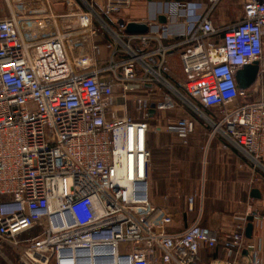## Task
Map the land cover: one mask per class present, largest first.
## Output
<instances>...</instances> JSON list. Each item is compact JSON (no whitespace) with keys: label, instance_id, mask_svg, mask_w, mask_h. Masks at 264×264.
Wrapping results in <instances>:
<instances>
[{"label":"built area","instance_id":"1","mask_svg":"<svg viewBox=\"0 0 264 264\" xmlns=\"http://www.w3.org/2000/svg\"><path fill=\"white\" fill-rule=\"evenodd\" d=\"M218 1L149 0L147 31L127 33L118 14L131 0L100 10L87 0H6L0 241L19 264H204L199 249L214 247L216 233L198 220L171 231L172 212L150 200L148 134L150 118L186 105L191 116L166 130L186 143L200 117L264 169V0H242L240 17L222 27L211 20ZM175 52L185 95L167 78ZM254 61L256 79L240 89L236 71ZM231 243L249 257L224 264H264L243 226Z\"/></svg>","mask_w":264,"mask_h":264},{"label":"crops","instance_id":"2","mask_svg":"<svg viewBox=\"0 0 264 264\" xmlns=\"http://www.w3.org/2000/svg\"><path fill=\"white\" fill-rule=\"evenodd\" d=\"M148 1L131 0L130 6L118 14L119 19L125 22L145 21L149 13ZM87 2L100 10L104 0ZM241 12L242 0H219L211 13V20L214 26L222 27L236 21ZM8 14L6 0H0V19ZM190 116L186 113L181 117ZM199 118L195 120L186 143L165 127L158 126L149 132L147 181L150 200L172 212L171 231L182 230L198 220L202 226L216 233L217 244L214 247L202 246L199 249L200 263L224 264L226 261L248 259L247 250L238 254L231 243L237 227L243 226L244 232L247 223L253 227L250 238L244 234L246 242L259 248V256L264 261V177L233 145L225 147L227 142L224 138L211 136L201 127ZM202 149L205 150V161L199 182L196 185L192 180L187 183L188 173L183 162L191 159L194 152L199 153V158ZM252 188L259 191V197L250 195ZM190 197L192 201H189Z\"/></svg>","mask_w":264,"mask_h":264},{"label":"rangeland","instance_id":"3","mask_svg":"<svg viewBox=\"0 0 264 264\" xmlns=\"http://www.w3.org/2000/svg\"><path fill=\"white\" fill-rule=\"evenodd\" d=\"M57 1V3H60L63 0H53ZM63 5H57L56 7H61ZM169 66H170V72L169 76L167 78L169 79L170 83L177 88L181 94H184L182 90L178 88V82L183 80V71H182V65L180 62L179 54L177 52L173 53L170 56V61H169ZM185 95V94H184ZM250 99V98H248ZM201 111L207 115H211V112L209 110H204L203 108ZM190 109L186 106L183 105L182 107H178L176 109L168 110L166 112H160L159 114L153 116L150 118L149 123H150V128L152 130H155L156 127H165V124H167L168 121H174L181 117L182 115L186 113H190ZM202 118H199L198 121L201 123L200 126L203 127L206 131H209V127L204 124V121ZM204 151L200 152V157L199 153L194 152V156L191 159H187L183 162L185 169H186V181L189 183L191 180L193 181L194 185H196V182H199V178L201 177V167L204 164L205 158H204ZM202 155V156H201ZM260 173L264 177V169H259ZM38 232V229H33L30 231V235H34ZM0 264H19L18 263V256L17 254L11 249L10 246L7 244L3 243L0 241Z\"/></svg>","mask_w":264,"mask_h":264},{"label":"water","instance_id":"4","mask_svg":"<svg viewBox=\"0 0 264 264\" xmlns=\"http://www.w3.org/2000/svg\"><path fill=\"white\" fill-rule=\"evenodd\" d=\"M158 19L160 22L165 21L164 16H159ZM119 24L120 26L124 27V31L127 33H144L148 29L147 25L144 22H139V21L125 22L124 20H120ZM258 69H259L258 61H254L253 63L244 65L240 69H238L235 74L238 87L240 89H246L250 85H252L256 79ZM150 113L151 115L154 113L153 107H151ZM250 195L252 197H259V191L256 188H252ZM252 227L253 226L251 223H247L245 230H244V234L247 238L251 237Z\"/></svg>","mask_w":264,"mask_h":264},{"label":"trees","instance_id":"5","mask_svg":"<svg viewBox=\"0 0 264 264\" xmlns=\"http://www.w3.org/2000/svg\"><path fill=\"white\" fill-rule=\"evenodd\" d=\"M168 76H169V74H168ZM175 86V85H174ZM178 88L180 89V90H182L183 91V89L180 87V85L178 84ZM184 92V91H183ZM197 106L199 107V109L201 110L202 108L205 110H209L211 113H212V109L211 108H206V107H203V106H201L200 104H198L197 103Z\"/></svg>","mask_w":264,"mask_h":264}]
</instances>
